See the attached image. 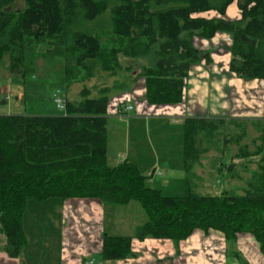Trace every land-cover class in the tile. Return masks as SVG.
Returning a JSON list of instances; mask_svg holds the SVG:
<instances>
[{
	"label": "trees",
	"instance_id": "obj_1",
	"mask_svg": "<svg viewBox=\"0 0 264 264\" xmlns=\"http://www.w3.org/2000/svg\"><path fill=\"white\" fill-rule=\"evenodd\" d=\"M15 1L0 0V59L9 53L11 73L24 75L40 46L46 58H62L66 109L53 115L0 114V241L6 255L18 257L27 243L28 199L49 197L107 204L135 200L147 219L136 226L134 238L182 240L196 229H215L233 241L237 233L249 232L264 255V122L255 152L238 147L236 162L218 166L241 183L219 194L197 190L201 177L195 167L206 151H220L209 132L219 125L225 129L226 119L184 120L183 195L149 186L130 161L110 165L106 152L107 108L115 89L126 91L143 77L149 104L181 102L190 66L203 57L210 61L194 46L196 36L230 34V70L242 79H264V0H236L237 19L224 16L234 0ZM210 10L220 16L200 15ZM122 72L129 87L113 79ZM94 77L103 80L92 87L97 95L85 84ZM111 77L112 86L105 84ZM76 83L83 85L79 98L71 100L67 93ZM132 237L104 234L102 258L131 256Z\"/></svg>",
	"mask_w": 264,
	"mask_h": 264
},
{
	"label": "crops",
	"instance_id": "obj_2",
	"mask_svg": "<svg viewBox=\"0 0 264 264\" xmlns=\"http://www.w3.org/2000/svg\"><path fill=\"white\" fill-rule=\"evenodd\" d=\"M200 15L205 17L220 16L213 10L203 12ZM224 16L229 19L239 18L240 10L237 6L236 0L226 8ZM193 44L200 52L204 54L206 53L210 58V61L206 62L205 57H203L200 61L193 63L190 66L188 76L184 80L185 85L181 102L163 105L149 104L144 95V78L141 77L138 78L128 90L110 99L107 109V124L110 115L112 117H121L118 116L119 114L117 115L118 107L124 104H129L132 105V110L129 112L133 111L135 114V116L130 118L129 123L134 119L141 118L144 119L148 126L150 123L157 124L155 132L162 136L164 135L163 131L165 130L166 137L171 141L176 140V146H178L181 145V142L183 145V124L184 120L188 117L221 118L226 119L229 122H247L251 125H255V122L263 123L264 79H242L230 70V34L226 32H216L210 38L196 36L193 39ZM154 138L156 139L155 135H153V140ZM148 140H150L151 144L152 141L149 137ZM128 142L129 135L127 137V143ZM181 148L183 153V146ZM109 150L110 136L107 127L106 152L107 161L110 165H116L124 160L130 161L146 176V181L149 179L146 174H149L150 171L155 172L156 170H159L161 172V174L155 173L150 178V180H152L157 177H162L168 169L163 168L162 171L161 167L157 168L162 158L156 154V147H154L156 157L153 158V155L150 153L147 160H150L151 163L144 165H142L143 160L140 153H133L129 145H127L126 150L123 151L124 153L120 155V159H118L119 155L114 156L115 158L112 156L111 158ZM211 150H213V153L215 151L217 153L221 152L214 148L206 151L201 158V163L195 167V171L201 177L198 188H204L206 191L215 190L211 185L213 182H210L205 175L210 168L215 167L214 164L216 163V161L212 162L214 167L205 165V162L207 160L209 161L208 155L211 154ZM233 159L235 158L233 157ZM254 159L251 163H254L255 167L256 159ZM111 160H115V162L111 163ZM162 162L166 163V161ZM150 168L152 169L150 170ZM223 171L227 172L226 170ZM226 174L228 175V172ZM183 178L185 181V171ZM234 181L235 180L229 179L225 188L233 187L236 182ZM156 189L161 190L160 188ZM48 200L56 207L55 213L58 219L66 222H69L70 220L73 226H75L74 217H79L80 213L88 216L93 223L94 219H96L99 225L96 234L98 235V240H94V242L96 245L95 248L98 251L102 248L104 234L133 236L131 240V256L112 261H106L102 258L100 263L97 264H264V255L260 251L259 243L249 232L237 233L236 238L233 241H228L221 231L215 229H209L206 231L196 229L188 237L182 240L152 237L140 240L134 238V231L137 225L146 221L147 216L144 217L141 215L136 217L130 209L123 211L122 208H115L120 205H131V201L135 200H131L126 204H107L96 198L84 197H70L66 199L49 197L40 201ZM107 207H111L109 208V212L113 215L109 225L107 224L106 226L105 216L108 209ZM132 207L134 208L135 206ZM26 225L29 227H26ZM23 227L27 243L21 254L16 258L7 256L3 251L4 240L2 239L0 241V264L26 263L25 259L27 258V255L25 253L27 252V247L29 246V241L31 239L29 232H31L32 227L30 220L27 219L25 213L23 215ZM72 232L75 233L74 230H72ZM75 241L76 238H74V241L72 242ZM88 259L93 258H87L85 255H80L77 264H85Z\"/></svg>",
	"mask_w": 264,
	"mask_h": 264
},
{
	"label": "rangeland",
	"instance_id": "obj_3",
	"mask_svg": "<svg viewBox=\"0 0 264 264\" xmlns=\"http://www.w3.org/2000/svg\"><path fill=\"white\" fill-rule=\"evenodd\" d=\"M22 3V0L15 1L16 5ZM43 50L44 46H40L33 53L29 63V70L24 75L11 73L9 68V53H5L2 56L0 59V94L5 101H0V113L53 115L65 112L59 110L53 101V92L56 90L66 95L63 59L60 57L48 59L44 56ZM127 76V72H122L119 77H114L113 79L118 80L119 83L127 84L129 87V80L125 79ZM113 79L112 77L106 78L104 83L112 86ZM101 81L103 80H98L94 77L86 81L85 84L92 89L94 85H100ZM82 85L83 83L73 84L67 93L68 98L71 100L78 99L79 96L77 95ZM115 91L112 96L113 98L124 92L120 89H115ZM92 94L97 95V90L92 89ZM118 116L121 117H112L110 115L107 124L110 136L109 152L111 158L112 156L119 155L118 159H120V155L124 153L123 151L129 145L133 153H140L143 160L142 165L150 164L151 162L147 158L150 153L153 155V158L156 157L154 152V147H156V154L162 158L157 168L161 167L162 171L163 168L168 169L162 177L154 178L155 182L154 179H148L147 184L160 188L166 195H183L185 181L183 178V153L181 148L183 145L181 140L182 146H176V140H169L166 137L165 130L163 131L164 135L160 136V134L155 132L157 124L150 123L148 126L144 119L141 118L134 119L129 123L130 118L135 116L133 111L123 116ZM260 126L261 123L259 122L251 125L247 122L236 123L228 121L225 129L219 125L217 130L209 132L208 128H206L213 137L212 143L219 142L218 147H221L220 151L222 153H217L215 150L213 153V150H211V154L208 155L209 161L205 162V165H209V167H214L215 165L214 168H210L205 174L207 179L213 182L211 185L215 190H212V192L206 191L204 188H198L197 190L200 193H221L229 178L226 172L220 171L217 167L222 163L226 167L231 165L230 163L236 162V159H233V155L238 152V147L246 148L248 152H255L258 149L257 146L261 144ZM128 135L129 142L127 143ZM153 135L156 136L154 140ZM148 137L152 141L151 144ZM253 158L256 159L257 156L254 155ZM162 161H166V163ZM214 161L216 163L213 165L212 162ZM110 162L114 163L115 160H111ZM249 167H254V163H251ZM237 169L239 172H242L241 168ZM224 170L226 169L224 168ZM234 184L239 185L241 183ZM49 200L37 202L36 200L28 199L27 201L25 216L30 220L32 228L31 232H29L31 239L25 253L27 255L25 264H77L80 255L93 258L95 264L100 263L102 252L101 249L98 251L95 248L94 242V240H98V235L96 234L99 225L96 219H94L93 223L88 216L80 213L79 217H74L75 226H73L70 220L66 222L58 219L55 213L56 207ZM131 202V205H120L115 208H122L123 211L130 209L134 216L139 217L142 215L146 217L140 203L137 201ZM132 206L135 207L133 208ZM107 208L105 216L106 226L107 224L109 225L113 215L109 212V208L111 207ZM26 227L29 226L26 225ZM74 238H76V241L72 242Z\"/></svg>",
	"mask_w": 264,
	"mask_h": 264
},
{
	"label": "built area",
	"instance_id": "obj_4",
	"mask_svg": "<svg viewBox=\"0 0 264 264\" xmlns=\"http://www.w3.org/2000/svg\"><path fill=\"white\" fill-rule=\"evenodd\" d=\"M53 101L59 110L65 111V109H66V96L64 94H62L59 90H56L55 92H53ZM130 110H132V105L124 104V105L118 107L117 114L123 116L125 114H128ZM155 173L161 174V172L159 170H156L155 172L153 171V172L149 173L148 178L150 179ZM85 264H95V262L93 259H88L85 262Z\"/></svg>",
	"mask_w": 264,
	"mask_h": 264
}]
</instances>
